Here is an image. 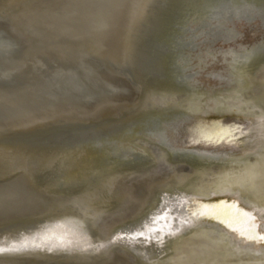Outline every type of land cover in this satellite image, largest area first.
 Masks as SVG:
<instances>
[{
    "label": "bare ground",
    "instance_id": "bare-ground-1",
    "mask_svg": "<svg viewBox=\"0 0 264 264\" xmlns=\"http://www.w3.org/2000/svg\"><path fill=\"white\" fill-rule=\"evenodd\" d=\"M0 13V81L18 82L0 98V247L65 231L106 246L0 264H264V246L245 249L188 213L221 201L264 211V33L235 27L264 26V0H0ZM84 97L76 111L62 107ZM237 128L239 140L221 139ZM253 128L254 151L240 152ZM181 136L228 149H183ZM164 192L186 204L188 221L162 255L116 238Z\"/></svg>",
    "mask_w": 264,
    "mask_h": 264
},
{
    "label": "snow or ice",
    "instance_id": "snow-or-ice-1",
    "mask_svg": "<svg viewBox=\"0 0 264 264\" xmlns=\"http://www.w3.org/2000/svg\"><path fill=\"white\" fill-rule=\"evenodd\" d=\"M230 38V37H229ZM260 128V138L264 142V118L256 121ZM245 134L243 128L227 130L221 139L225 142L239 140ZM182 207V206H180ZM176 208L169 207L167 203H162L159 209L145 222L127 233H122L119 240L127 242L131 246L142 245L145 248L149 245L161 247L165 241L174 238L178 232L175 227L165 232V227L169 226L170 220L175 225L178 217L174 215ZM191 218L211 219L224 225L230 232L236 234L237 242L245 249L254 248L257 251L264 246V211L245 210L238 207L236 202L226 203L221 201L218 204L205 205L202 209L188 210ZM23 235V234H21ZM82 236L76 231H65L59 235H46L41 238V243H27L10 247H0V255L4 254H26L29 252L46 251L60 253H87L89 251L98 252L105 248V245H95L89 243L87 246L81 244ZM111 243H116L113 238Z\"/></svg>",
    "mask_w": 264,
    "mask_h": 264
},
{
    "label": "water",
    "instance_id": "water-1",
    "mask_svg": "<svg viewBox=\"0 0 264 264\" xmlns=\"http://www.w3.org/2000/svg\"><path fill=\"white\" fill-rule=\"evenodd\" d=\"M195 27V26H194ZM236 29H239L241 32H242V37L243 36H246L247 34H251V35H247V37L251 36L250 38L251 39H255L256 37L260 36L262 33H264V26H262L260 20L258 18H253L251 19L250 21H246L243 23V21H241L239 24H236ZM252 30H255L256 31V34L253 36L252 35ZM247 32V34H246ZM223 38H219V39H216L215 40V45L216 46H225L228 44V41ZM203 71V74H205L207 76L208 72H210L207 68L203 69V70H200V72ZM205 71V72H204ZM200 74V73H199ZM257 135H256V132H255V129L253 128L252 129V137H251V141L252 142V147H247V148H243L242 151L240 152H243V153H250V152H253L254 151V142L257 140L256 139ZM187 136H181L180 138V143H178V145H176L177 147H180V148H183V149H193V148H199L201 150H213L215 151L216 153H218L219 151H224L227 152V149L226 147H223L222 145L224 144H217V143H214V142H208L207 140L205 139H198V138H192L190 137V139L188 138ZM231 148V147H230ZM229 151V150H228ZM232 153H237L235 151H231ZM238 154V153H237ZM181 195V194H180ZM179 196V195H178ZM183 196V195H182ZM176 195L173 194L172 196L171 195H167L166 192L162 193L161 195V199L163 198V203H167L169 205V207H174L177 209V213H175V215L178 217V220L176 223H187L188 219L186 217L182 218L180 217V213L183 214L184 211L187 210V206L186 204H184L182 201L181 205L182 207H179V206H175L176 203L179 202V200L175 199ZM178 198V197H176ZM173 202V204L171 203ZM162 203V202H161ZM159 203V205L156 207L157 209H159V207L161 206ZM173 205V206H172ZM155 208V209H156ZM155 209L153 211H155ZM153 211H151V213H149V215L147 216V219L152 215ZM179 212V213H178ZM189 213V212H188ZM180 215V216H179ZM138 227V226H137ZM173 227H175V229H177L176 227V224L175 225H172V224H169V226H166L165 228V232L169 231V229H172ZM136 228V227H135ZM134 228H129V229H126V230H120L119 233V236L120 234L122 233H127L129 232L130 230H132ZM62 233V232H61ZM119 236H117L116 238L119 239ZM169 244V241L166 240L164 245L161 247H158V246H155V245H149L148 247H144L142 245H139L138 246L141 248V250H139L140 252H142V254H144L145 251H152L154 254L156 255H162V252L164 251V248H166Z\"/></svg>",
    "mask_w": 264,
    "mask_h": 264
},
{
    "label": "rangeland",
    "instance_id": "rangeland-1",
    "mask_svg": "<svg viewBox=\"0 0 264 264\" xmlns=\"http://www.w3.org/2000/svg\"><path fill=\"white\" fill-rule=\"evenodd\" d=\"M1 14L2 13H0V16H1ZM32 39L30 38L28 41L29 42H33V40L31 41ZM102 47H98V52H102ZM96 56H100V53H99V55L97 54ZM101 57V56H100ZM96 58H98V57H96ZM94 60V59H93ZM96 61V60H95ZM102 68H106V70H107V68L108 67H110L111 65L109 64V63H107L106 62V65L105 64H103V63H101V65H100ZM21 74V73H20ZM128 80H129V83H131V85H133V86H135L136 85V83L134 82V80H132V79H130V78H128ZM13 85H14V87H13ZM17 86H18V82L16 81V80H8L7 82H1L0 81V94H2V95H0V98L3 100L4 98L5 99H8V98H10V97H12L13 95H12V89H16L17 88ZM6 87H7V89H6ZM3 89H5L4 91H3ZM19 92H26V91H24V90H21V91H19ZM30 94V93H29ZM93 98V97H92ZM91 97H84L83 99H82V102H80L79 103V105L78 106H76L77 104L75 103V102H73L72 100H63V106L62 107H66V108H69L70 110H78V109H80V106H84V105H86V103H87V101H89V100H91L92 99ZM72 101V102H71ZM86 101V102H85ZM118 252H120V253H123V252H127L126 250H121V249H118ZM100 263V261H94V264H99Z\"/></svg>",
    "mask_w": 264,
    "mask_h": 264
}]
</instances>
